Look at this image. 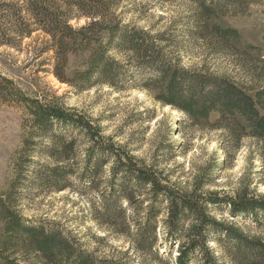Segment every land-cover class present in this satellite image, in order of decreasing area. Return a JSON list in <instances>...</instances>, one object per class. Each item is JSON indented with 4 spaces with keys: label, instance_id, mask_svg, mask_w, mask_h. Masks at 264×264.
Listing matches in <instances>:
<instances>
[{
    "label": "trees",
    "instance_id": "16d2710c",
    "mask_svg": "<svg viewBox=\"0 0 264 264\" xmlns=\"http://www.w3.org/2000/svg\"><path fill=\"white\" fill-rule=\"evenodd\" d=\"M125 1L129 0L0 1V48L18 49L23 40L40 33L44 41L34 59L51 53L49 69L41 70L59 83L81 91L107 87L117 93L143 92L161 107L182 114L185 134L193 129L222 132L235 151L243 138L252 139L261 163V172L256 173L264 175V88L250 96L223 75L182 66L184 40L177 39L181 35L175 29L151 34L124 24L117 9ZM189 1L195 7L192 36L211 37L221 44L237 37L235 30H222L206 21L245 0ZM71 58L77 62L71 64ZM1 80L0 101L22 105L30 116V131L36 133L32 136L47 140L28 147H37L45 159L31 164L32 179L40 190L69 191L86 201L93 222L125 237L149 263H162L159 251L164 249L166 264H172L174 250V264H221L209 246L212 243L231 264H264V238L249 236L214 216L226 214L264 232V195H256L249 189L253 183L246 180L233 196L201 193L227 167V157L199 168L191 189L184 190L171 184L158 168L184 158L189 152L185 142L160 146L162 159L146 164L105 138L92 121L47 102L44 94L30 98L10 80ZM211 114L218 115L213 123ZM181 133L178 130L176 136ZM81 147L85 150L78 158ZM0 220L4 225L0 264H134L125 258L99 257L96 251L85 250L65 225L24 221L5 203Z\"/></svg>",
    "mask_w": 264,
    "mask_h": 264
},
{
    "label": "rangeland",
    "instance_id": "374dc122",
    "mask_svg": "<svg viewBox=\"0 0 264 264\" xmlns=\"http://www.w3.org/2000/svg\"><path fill=\"white\" fill-rule=\"evenodd\" d=\"M194 11L195 7L189 0H129L119 6L117 15L124 24L151 34L175 29L181 35L177 39L184 40L180 52L182 66L186 68L223 75L247 90L250 96L264 88V0H245L238 7L206 21V24L219 29L237 32L235 39L225 40L223 44L211 37L198 39L189 33L195 28ZM79 25H84V22ZM43 41V36L36 33L31 39L23 40L18 49L0 48V84L1 78H6L14 88L30 98L44 94L47 102L97 124L105 138H112L146 164L162 159V153L158 152L160 146L185 142L189 152L184 158L171 159L158 168L171 184L184 190L191 189L199 168L213 159L219 164L225 156L229 159L227 167L218 171L217 180L201 193L218 192L220 196H233L246 180L253 183L250 190H254L256 195H264V175L256 173L261 172V163L252 139L243 138L235 151L227 139L223 140L222 132L193 129L190 134H185V117L168 107H161L143 92L117 93L107 87L81 91L61 84L41 70L49 69L47 60L51 53L34 59ZM70 62L75 64L77 59L71 58ZM42 64L47 65L43 67ZM71 70L70 66L68 72ZM22 107L11 101H0V208L5 203L7 207L14 208L24 221L59 222L73 232L85 250L96 251L99 257L125 258L134 264H166L164 249L159 251L163 256L162 263H149L136 253L125 237L98 226L91 220L88 203L77 195L69 191L48 193L35 185L31 164H40L45 159L37 147L33 150L28 147L34 148L33 145L40 144L38 141L47 140L32 136L36 133L30 131V116ZM217 118V114H211L210 123ZM178 130L182 133L176 136ZM171 133L174 135L170 136ZM83 150L84 147L78 149V158L82 157ZM214 216L219 221L236 225L249 236L264 238V232L251 230L240 219L232 220L226 214ZM3 229L0 220V234ZM159 233L161 238L162 232ZM209 246L215 250L221 264H231L215 244L210 243ZM176 254V250L171 252L172 264Z\"/></svg>",
    "mask_w": 264,
    "mask_h": 264
}]
</instances>
